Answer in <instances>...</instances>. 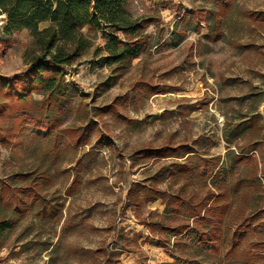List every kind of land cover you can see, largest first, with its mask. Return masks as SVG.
Here are the masks:
<instances>
[{"label": "rangeland", "instance_id": "rangeland-1", "mask_svg": "<svg viewBox=\"0 0 264 264\" xmlns=\"http://www.w3.org/2000/svg\"><path fill=\"white\" fill-rule=\"evenodd\" d=\"M128 3L134 15L156 19L147 51L115 72L103 33L85 27L92 46L66 69L70 90L57 137L44 141L28 131L22 146H0V180L11 191L26 185L18 174L41 175V155L57 166L41 200L20 207L5 200L0 216L15 226L0 264H229L196 229L173 236L160 228L192 224L187 205L166 212L162 198L142 203L147 189L205 196L224 184L232 214L252 215L243 242L252 255L240 253L235 264H264V0H231L215 38L214 2ZM3 23L0 16V76L13 77L27 67L30 32L7 35ZM240 148H255L258 177L253 162L239 160ZM187 161L194 168L186 181L179 171ZM240 228L228 237L246 224Z\"/></svg>", "mask_w": 264, "mask_h": 264}, {"label": "trees", "instance_id": "trees-1", "mask_svg": "<svg viewBox=\"0 0 264 264\" xmlns=\"http://www.w3.org/2000/svg\"><path fill=\"white\" fill-rule=\"evenodd\" d=\"M203 1L214 2L220 9L215 8L219 12L214 15L215 26H209L210 37H218L221 32L217 23H221L231 0ZM0 16L6 17L3 29L7 35L29 30L33 49L27 51V67L21 73L13 77L0 76V146H12L13 150L22 146L24 133L28 131H31L33 138L39 136L44 141L57 137L58 134L53 132L58 127L57 122L70 90L66 81V69L77 64L92 46V37L84 31L85 27H90L91 32L103 33L106 39L104 49L109 54L108 64L118 72L130 67L136 58L147 51L151 36L146 31L150 25L157 23L154 16L134 15L128 0H0ZM44 24L46 26L41 28ZM36 96L40 99H36ZM234 141L229 140V143L234 144ZM84 142L76 141L79 146L84 145ZM180 149L174 148L172 152L177 153ZM168 150L169 148L162 150L160 156L166 157ZM254 150L255 148H240L238 158L241 162H253L254 174L258 177L259 161ZM55 152H58L57 146ZM191 152L189 150L185 154ZM40 158V165L44 168L37 171L41 175H17L26 183L21 190L14 188L11 191L10 186L0 180V211L7 198L15 200L18 207L28 199L32 200L30 206L41 200L42 191L52 183V171L57 166L55 162V165L46 164V155H41ZM183 165L179 175L187 181L192 176L194 167L190 161ZM228 187L226 184L218 186L215 192L205 196L196 192L185 196L180 191L169 197L166 196V191L152 188L147 189L142 203L162 198L165 200L166 212L172 206L175 210L182 211V207L187 205L192 224L186 220L181 224L162 225L160 228L173 236L196 229L200 240L208 244L212 254L224 256V262L235 264L240 253L243 257L252 255L253 249L250 246L243 248L245 236L251 231L252 215L246 218V211L238 216L232 214L233 201L228 196ZM244 224L246 230L231 240L228 237L231 229H242L240 227ZM14 226L13 219L0 216V249L5 247L7 232ZM225 245L229 246L228 250H225Z\"/></svg>", "mask_w": 264, "mask_h": 264}, {"label": "crops", "instance_id": "crops-1", "mask_svg": "<svg viewBox=\"0 0 264 264\" xmlns=\"http://www.w3.org/2000/svg\"><path fill=\"white\" fill-rule=\"evenodd\" d=\"M5 18H6V17L4 16V22H5V20H6ZM24 30L29 31V30H27V29H24ZM22 31H23V30H22ZM18 32H20V31H18ZM14 34H15V33H14Z\"/></svg>", "mask_w": 264, "mask_h": 264}]
</instances>
